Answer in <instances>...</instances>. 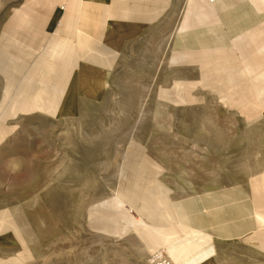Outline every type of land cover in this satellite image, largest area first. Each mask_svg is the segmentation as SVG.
<instances>
[{"label":"rangeland","instance_id":"obj_1","mask_svg":"<svg viewBox=\"0 0 264 264\" xmlns=\"http://www.w3.org/2000/svg\"><path fill=\"white\" fill-rule=\"evenodd\" d=\"M183 1L129 46L106 89L80 92L79 114L71 103L76 117L61 119L17 113L12 98L48 41L10 27L25 0H0V264H177L151 231L156 201L243 191L264 176L262 109L231 52L208 54V68L202 52L171 61ZM258 49L242 46L238 65ZM254 241L224 248L238 257L248 253L238 243Z\"/></svg>","mask_w":264,"mask_h":264},{"label":"crops","instance_id":"obj_2","mask_svg":"<svg viewBox=\"0 0 264 264\" xmlns=\"http://www.w3.org/2000/svg\"><path fill=\"white\" fill-rule=\"evenodd\" d=\"M175 2L25 0L12 15L15 19L11 18L10 27L18 28L15 33L26 36V42L28 35L36 41L42 35L48 45L37 57L40 70H34L33 79L27 80L26 85L33 81L34 87L24 86L31 92L27 106L39 99L43 102L32 109L20 106L17 113L40 110L61 119L76 117L67 110L72 103L79 114L82 99H87L80 93L82 86L100 78L108 83L129 46L141 39L146 27L157 24ZM182 7L172 63L196 61L199 56L195 52H202L204 58L198 60L205 59L208 68V54L228 53L230 58L231 52L230 61L243 70L264 120V0H184ZM242 46L259 47L257 53H249L243 67L235 60ZM202 82H207L206 77ZM256 181L243 191L232 188L202 198L207 201L211 197L210 204H202V208L194 204L202 202L199 199L168 205L160 197L155 206L158 223L151 228L156 242L169 245L177 264H264V176ZM119 193L123 196V189ZM181 231L185 236L177 238ZM253 235L254 243H238L248 248V253L240 252L238 257L226 253V242Z\"/></svg>","mask_w":264,"mask_h":264},{"label":"bare ground","instance_id":"obj_3","mask_svg":"<svg viewBox=\"0 0 264 264\" xmlns=\"http://www.w3.org/2000/svg\"><path fill=\"white\" fill-rule=\"evenodd\" d=\"M214 13V12H213ZM213 15V14H212ZM27 79L22 81L19 84V91H17L12 98L13 104L16 107H24L26 108L28 102H29V97L31 96V92H27L24 89V86L26 85ZM107 83L103 78L100 79H92L90 82L86 83V85L82 86L81 92L85 94H90V95H99L104 89H106Z\"/></svg>","mask_w":264,"mask_h":264},{"label":"built area","instance_id":"obj_4","mask_svg":"<svg viewBox=\"0 0 264 264\" xmlns=\"http://www.w3.org/2000/svg\"><path fill=\"white\" fill-rule=\"evenodd\" d=\"M210 2H214L215 0H209Z\"/></svg>","mask_w":264,"mask_h":264}]
</instances>
